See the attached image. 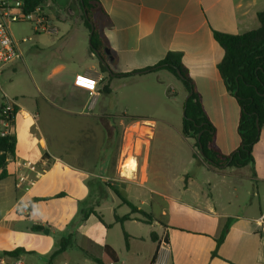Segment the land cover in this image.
<instances>
[{
  "label": "crops",
  "instance_id": "obj_1",
  "mask_svg": "<svg viewBox=\"0 0 264 264\" xmlns=\"http://www.w3.org/2000/svg\"><path fill=\"white\" fill-rule=\"evenodd\" d=\"M100 3L103 10H98L95 18L114 54L113 62H108L111 71L133 73L157 65L169 52L181 53L203 109L216 129L217 148L226 155L237 150L241 142L240 108L219 74L218 65L225 52L214 34L240 35L258 29L264 0ZM90 72L99 76L98 94H91L89 87L76 81V75ZM151 73L156 74L155 80L166 98L163 93L172 74L167 70ZM147 74L122 78L134 80L146 78ZM70 78V88L55 94L58 102L68 103L66 106L43 98L34 108H21L17 114L13 130L17 138L15 155L7 159V175L0 179V253L23 248L26 252L19 257L24 264H100L96 260L103 258L109 246L117 254V264H264V234L258 222L264 211V126L254 148V164L214 170L193 157L194 149L187 163L176 155L152 159L155 122L145 121L141 126L152 135L142 155L136 158L134 176L122 175L121 181L119 166L115 167L120 141L112 143L114 138L109 132L114 126L110 116L95 112L104 95L100 88L101 82L107 84V74L97 64ZM173 96L177 100L188 94L183 86L175 88ZM35 111L38 121L29 115ZM60 116L91 117V122L73 130L92 143V157L67 158L80 137L72 140L68 134L71 127L61 131ZM63 133H67L66 139ZM194 165L199 170L197 175L204 176L203 186L209 187V192L195 195L198 208L192 211L184 197L197 181L187 172ZM22 176L26 182L17 187ZM105 180L114 181V188L106 187ZM115 190L149 217L132 212L118 196L119 200L109 203ZM60 193L66 196L31 203L34 198ZM107 205L112 213L110 222H105L102 214ZM116 217L130 219L119 222ZM228 224L226 239L218 255L212 257L216 240ZM33 225L46 227L48 233L32 231ZM57 233L72 234L75 245L50 258L58 246L54 237ZM163 241L165 249L161 248Z\"/></svg>",
  "mask_w": 264,
  "mask_h": 264
},
{
  "label": "rangeland",
  "instance_id": "obj_2",
  "mask_svg": "<svg viewBox=\"0 0 264 264\" xmlns=\"http://www.w3.org/2000/svg\"><path fill=\"white\" fill-rule=\"evenodd\" d=\"M42 8L51 14L52 21L59 28L58 35L36 34L33 24L29 22L11 25V31L16 39L32 37V41L22 47L23 61L7 69L0 79L3 90L11 99L20 104V110L24 107L34 108L36 103H40L43 98L57 103L55 94L70 88L72 75L77 72H86L91 66L100 62L96 54L91 53L89 43L91 32L89 33L84 24L78 0H43ZM90 75L96 79L99 77L95 72H90ZM147 75L146 78L134 80L107 76L106 83L110 85L111 93L103 95L95 111L96 114L104 112L110 116V122L114 126L109 132L111 139L114 138L112 143L114 144L116 139L120 141L115 167L119 166L118 179L121 181L122 164L131 157H140L148 145V139L152 133L141 126L146 124L145 121L155 122L152 159L159 155L165 158L176 155L187 163L186 160L190 158L191 151L194 149V140L186 139L182 135L183 105L186 96L178 97L177 100L173 96L175 88L179 90L183 87L181 82L171 75V82L166 86V94L163 93L166 96L164 98L161 94L162 88L155 80L156 74ZM168 91L172 96H169ZM2 103L3 99H0V105ZM57 104L66 106L68 103L61 101ZM29 115L33 120L38 121V111ZM62 116L58 118L61 131L66 132L71 127V132L69 131L68 134L71 135L72 140L80 137V141L70 148L72 154L67 158H77L80 155L92 157L94 155L92 143H87L84 137H81L83 134L73 130L76 126L81 128L84 124L91 122V117L78 116L61 119ZM129 117H134L136 120L133 121ZM63 134H65L64 137L62 135L63 139H66L67 133ZM92 134L94 136V133ZM163 142L164 146H162ZM194 151H197V148ZM187 172L194 175L197 181L191 188L192 192L184 197V201L189 207L191 206L192 211H195L198 208L195 195L201 194V191L207 194L209 187L203 186L204 176L197 175V172L199 173L197 166H192ZM187 174L184 175L183 184H185ZM114 184L112 180H105V186L108 188H114ZM119 194L123 197L122 192ZM116 199L119 200L117 195L111 192L109 203H113ZM108 206L102 213L105 222L112 220V213L108 210Z\"/></svg>",
  "mask_w": 264,
  "mask_h": 264
},
{
  "label": "trees",
  "instance_id": "obj_3",
  "mask_svg": "<svg viewBox=\"0 0 264 264\" xmlns=\"http://www.w3.org/2000/svg\"><path fill=\"white\" fill-rule=\"evenodd\" d=\"M28 11L42 6L43 0H25ZM80 9L83 14V20L89 33L92 30L91 22L94 25L90 50L95 55V51L99 55V65L102 73H106L109 78L128 77L134 74H147L158 70H167L181 81L188 95L187 102L184 104L185 113L183 114L182 135L186 139L194 140L193 157L202 160L210 168L221 170L226 167L243 168L250 164H254V148L260 140L261 131L264 126V11L258 14L260 27L240 35H231L216 32L215 40L223 48L225 55L218 65L219 74L224 82L228 92L236 99L240 108V117L238 124V134L240 136V146L237 150L229 155L223 154L215 144L216 129L206 115L200 97L196 92L194 81L182 60V54L178 52H169L166 57L153 67H148L133 73L115 74L108 71L104 65V61L114 60V54L107 44L103 32L99 26L95 15L101 8L100 0H78ZM110 52V57L106 51ZM113 62V61H112ZM110 67V66H109ZM100 88L101 94H109L111 92L109 84L102 82ZM20 108L16 107L14 117L17 116ZM5 112L0 105V121L4 119ZM136 120L134 117H129ZM259 121V127L257 126ZM17 138L15 135H1L0 132V179L6 177L7 159L15 155ZM201 147V149H200ZM200 150L202 155L200 154ZM116 195L128 206L132 212L140 213L149 217L148 214L136 208L131 202L124 199L119 191L115 190ZM66 196L64 193L47 198H34L31 200L32 205L48 201L55 198ZM93 214H96L93 212ZM130 217L119 218L116 220L123 222L129 220ZM101 220V217H100ZM230 225H226L221 236L216 240V249L212 253V257H216L219 247L223 244L229 232ZM31 230L42 233L46 227L41 225H33ZM126 239H127V235ZM57 240V248L52 252L50 258L73 248L75 245L74 236L72 234L57 233L54 235ZM26 251L23 248H17L13 251H6L3 255L6 258H17ZM92 257V256H91ZM100 264H117L118 257L116 252L109 246L104 249L102 259H97Z\"/></svg>",
  "mask_w": 264,
  "mask_h": 264
},
{
  "label": "built area",
  "instance_id": "obj_4",
  "mask_svg": "<svg viewBox=\"0 0 264 264\" xmlns=\"http://www.w3.org/2000/svg\"><path fill=\"white\" fill-rule=\"evenodd\" d=\"M29 22L33 24V30L36 34L45 33L58 35L59 28L52 21V16L44 10L42 6L28 11L25 0H0V79L7 69L12 68L16 63L23 61V45L32 41V37L18 40L11 31V25L15 23ZM76 81L89 87L91 94H98L100 79L92 77L90 74L76 75ZM0 99L4 108L5 117L0 121L1 135H13L16 117L14 111L16 107L20 108L17 101L11 99L3 90L0 82ZM25 166H30L26 163ZM26 182L25 177H19L16 184L22 187ZM264 234V211L258 219ZM161 248H166V243H161ZM0 264H24L20 257L6 258L0 253Z\"/></svg>",
  "mask_w": 264,
  "mask_h": 264
},
{
  "label": "bare ground",
  "instance_id": "obj_5",
  "mask_svg": "<svg viewBox=\"0 0 264 264\" xmlns=\"http://www.w3.org/2000/svg\"><path fill=\"white\" fill-rule=\"evenodd\" d=\"M136 157H131L128 161H126L124 164L121 166V175L132 178L135 174L134 172L137 170V161L135 159Z\"/></svg>",
  "mask_w": 264,
  "mask_h": 264
},
{
  "label": "water",
  "instance_id": "obj_6",
  "mask_svg": "<svg viewBox=\"0 0 264 264\" xmlns=\"http://www.w3.org/2000/svg\"><path fill=\"white\" fill-rule=\"evenodd\" d=\"M91 27H92V30H91L90 37H89V43H90V45H91L92 35H93V32H94V25H93L92 22H91ZM106 53H107V56L110 57V52L108 50L106 51ZM95 54H96L97 57H99V55H98V53L96 51H95ZM112 61H113V59L111 58L110 62H112ZM103 63L107 67L108 71L110 72L111 69L109 67L108 61H104ZM112 76L114 77V75H112ZM189 97H190V95H188L186 97L185 103L187 102V100L189 99ZM184 113H185V110L183 111V114ZM257 126L259 127V121H257ZM200 149H201V147H200ZM200 154L202 155L201 150H200ZM46 233H48V230H46Z\"/></svg>",
  "mask_w": 264,
  "mask_h": 264
}]
</instances>
